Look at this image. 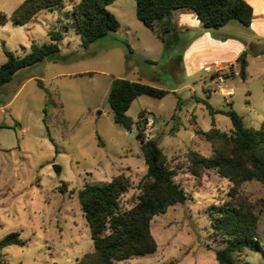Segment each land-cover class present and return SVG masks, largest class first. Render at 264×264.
Masks as SVG:
<instances>
[{
	"label": "rangeland",
	"instance_id": "1",
	"mask_svg": "<svg viewBox=\"0 0 264 264\" xmlns=\"http://www.w3.org/2000/svg\"><path fill=\"white\" fill-rule=\"evenodd\" d=\"M23 1L0 0V12L10 16ZM74 5L67 0L63 7L43 11L25 26L0 25V66L7 61L5 50L25 56L33 43H49L52 29L64 35L61 49L67 56V62L60 58L26 68L0 88V240L19 233L25 242L3 250L5 263L78 264L92 253L94 243L78 198L86 184H105L124 174L131 188L121 198V206L129 210L137 203L147 172L139 137L143 128L134 127L135 137L131 136L115 123L108 102L115 76L131 78V67L134 73L145 74L143 80L151 86L178 89L162 99L139 97L128 115L138 120L141 113L150 111L146 114L155 117L149 140H160L177 173L175 181L188 200L152 221L158 243L154 254L118 264H218L215 251L222 247L221 237L214 234L208 211L232 201V184L213 169L202 170L196 178L190 172V157L193 152L206 158L213 155L212 144L202 132L214 125L224 132L233 130L231 119L224 113L213 114L208 105L225 112L232 103L247 128L262 129L264 56L257 58L248 47V77L228 80L223 86L233 90V95L225 97L204 71L196 79L187 78L184 53L201 32L193 29L168 48L173 40L166 45L138 20L136 0H115L107 9L117 17L120 30L84 47L80 36L62 27ZM207 31L214 40H238L244 45L252 34L236 21ZM189 83L191 87L184 88ZM208 89L216 92L210 96ZM55 166L61 168L60 173ZM238 197L258 215V234L264 245V186L246 182L238 189ZM238 259L264 264L263 253L245 251Z\"/></svg>",
	"mask_w": 264,
	"mask_h": 264
},
{
	"label": "trees",
	"instance_id": "2",
	"mask_svg": "<svg viewBox=\"0 0 264 264\" xmlns=\"http://www.w3.org/2000/svg\"><path fill=\"white\" fill-rule=\"evenodd\" d=\"M67 0H26L10 16L0 12V25L13 22L25 26L42 11H55ZM115 0H80L72 11L67 12L63 28L73 30L80 36L84 47L115 33L120 28L116 16L107 7ZM136 16L166 45L170 35L180 33L174 16L181 10L196 15L206 30H220L236 21L250 28L254 18L253 8L246 0H136ZM50 42L31 45L25 56H15L5 50L7 61L0 66V88L11 83L22 70L44 63L58 61L63 34L52 29ZM126 47L132 52L130 46ZM3 46H5L3 44ZM244 52L238 59L240 77L247 79L248 59ZM169 91L141 82L117 79L113 82L108 102L117 125L128 132L134 127L143 128L146 112L138 120L128 115L132 104L141 96L162 99ZM228 111L208 108L213 114L224 113L233 124L231 132H224L215 125L201 135L213 147L210 158L193 152L190 157V172L196 178L202 170H216L220 177L232 184V201L213 205L208 213L214 234L221 237L222 247L215 251L218 264H251L238 257L245 251L263 253L264 245L259 239V217L252 205L241 203L238 189L250 181L264 186V124L262 129L247 128L243 118L233 109ZM45 109V121L47 118ZM142 151L147 172L139 185L137 203L129 210L121 206V198L131 188V180L124 174L101 185L86 184L78 192L83 215L88 223L94 251L86 254L78 264H118L135 257L154 254L158 243L152 234V221L168 212L176 204H184L188 196L175 181L177 173L168 163L159 139L146 140L142 135ZM19 233H12L0 240V264H6L3 250L10 246H23ZM176 264V263H171Z\"/></svg>",
	"mask_w": 264,
	"mask_h": 264
},
{
	"label": "crops",
	"instance_id": "3",
	"mask_svg": "<svg viewBox=\"0 0 264 264\" xmlns=\"http://www.w3.org/2000/svg\"><path fill=\"white\" fill-rule=\"evenodd\" d=\"M73 1L75 5L80 2V0L78 2H76L75 0ZM246 2L252 6L254 12V18L249 28L250 30H252V34L251 36L249 35V39L247 41V44L245 45L242 44L241 42H238V40L237 41L234 40L231 43H227V42L225 43L212 39L210 32L204 29L202 23L196 17V15L193 13H189L188 11L181 10L173 18V21L177 23L178 27L180 28V33L170 35V40H173L174 42L169 44L168 48L173 47L174 43L180 40L183 34L190 32L193 29H195L197 32H201L199 36L194 37L195 39H192V41H190V44L188 45V48L184 53L185 64L188 67L187 78L192 80L196 79L197 74L201 71H204V68L206 66L210 65V63H212L213 61H220L223 67L225 68V70L222 72L224 80L223 82L218 81L216 83H213L211 80V83L214 86H219L220 92L225 97H231L233 95V90H229L223 85L230 79L236 78L238 76L240 77L239 75L240 64L238 63V59L244 52L248 51V47L253 51L254 55H256L257 58H261L264 56V0H246ZM40 13L38 14V16L40 15ZM227 26H225L224 28H226ZM234 28H237L239 31L242 30L235 25ZM63 40H64V35H63ZM60 57L63 60H65L64 62H67L66 61L67 56H65L62 53V49H61ZM136 63L138 66H140L141 64L140 61H137ZM129 68L130 69H128V72L133 73L130 74L132 75L131 78H128L127 76H115V79H122V80L124 79L132 82H141L143 84L145 83L147 84V82L143 80L145 74H143L142 72L141 73L137 72L138 74L134 73L133 71L134 68L131 67ZM172 69L173 70L175 69L174 64H172ZM248 70H249V61L247 68V77H248ZM104 75H110V74L108 72H104ZM206 77L212 79L211 76L208 74L206 75ZM109 87L110 88L108 89V95L112 88V84H110ZM190 87H191L190 83L184 86V88H190ZM177 91H178L177 88H173L169 90L170 93H177ZM207 92L210 96H212L213 93L216 92V90L208 89ZM145 112H150V111H145Z\"/></svg>",
	"mask_w": 264,
	"mask_h": 264
},
{
	"label": "built area",
	"instance_id": "4",
	"mask_svg": "<svg viewBox=\"0 0 264 264\" xmlns=\"http://www.w3.org/2000/svg\"><path fill=\"white\" fill-rule=\"evenodd\" d=\"M225 70L220 61H215L204 68V72L211 76L213 83L218 81L223 82L222 72ZM156 127L155 117L152 114H147L144 118L142 134L146 140H149L153 135Z\"/></svg>",
	"mask_w": 264,
	"mask_h": 264
},
{
	"label": "water",
	"instance_id": "5",
	"mask_svg": "<svg viewBox=\"0 0 264 264\" xmlns=\"http://www.w3.org/2000/svg\"><path fill=\"white\" fill-rule=\"evenodd\" d=\"M131 136L135 137V133L131 132ZM54 169H55L56 173H60V171H61V168L58 166H55Z\"/></svg>",
	"mask_w": 264,
	"mask_h": 264
}]
</instances>
